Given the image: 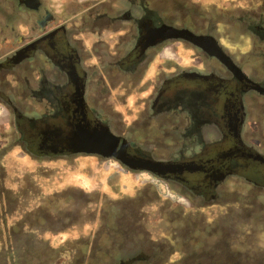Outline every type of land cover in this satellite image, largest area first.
<instances>
[{"label": "flooded vegetation", "instance_id": "af4514ba", "mask_svg": "<svg viewBox=\"0 0 264 264\" xmlns=\"http://www.w3.org/2000/svg\"><path fill=\"white\" fill-rule=\"evenodd\" d=\"M46 2L0 0V104L10 111L8 146L41 163L113 160L129 174L178 185L184 198L206 207H220L222 187L235 180L248 190L233 192L239 197L229 205L249 212L256 202L264 207L262 14L242 21L257 45L241 54L219 42L224 32L200 4L211 0H64L74 3L66 15H55ZM17 24L24 34H17ZM171 45L177 60L160 70L140 110H116L113 91L122 92L115 101H127V86ZM177 47L191 53L189 63L181 62ZM74 126L108 129L115 142L104 151L121 161L54 142ZM7 153L0 150V158Z\"/></svg>", "mask_w": 264, "mask_h": 264}, {"label": "rangeland", "instance_id": "374dc122", "mask_svg": "<svg viewBox=\"0 0 264 264\" xmlns=\"http://www.w3.org/2000/svg\"><path fill=\"white\" fill-rule=\"evenodd\" d=\"M211 1L200 4L220 24L219 42L233 52H252L257 44L242 21L250 13L264 20V0ZM46 3L55 15L74 6L64 0ZM175 49L165 47L143 78L127 86L126 103L115 101L122 92L113 91L109 100L116 110L134 115L140 110L160 70L177 60ZM177 52L183 63L193 58L184 55V47ZM1 105L0 150L8 153L0 158V264H264V207L256 202L249 212L228 204L239 197L235 192L248 190L242 184L232 180L235 185L222 187L220 207L202 203L199 209L201 203L184 198L178 185L148 173L129 174L113 160L33 161L8 146L10 111Z\"/></svg>", "mask_w": 264, "mask_h": 264}, {"label": "water", "instance_id": "95a60500", "mask_svg": "<svg viewBox=\"0 0 264 264\" xmlns=\"http://www.w3.org/2000/svg\"><path fill=\"white\" fill-rule=\"evenodd\" d=\"M54 142L64 145L75 144L81 146L80 148L73 150L75 152L96 153L104 157L114 156L117 158L111 152H109V154L105 153L106 149L113 147L115 142L113 140V136L106 128H102L100 131H97V133H94L90 129H78L74 126L69 133H63L61 135L56 134L54 137ZM83 145L86 147L82 148ZM117 159L121 161L120 158ZM134 168L143 169L144 167L135 166Z\"/></svg>", "mask_w": 264, "mask_h": 264}]
</instances>
